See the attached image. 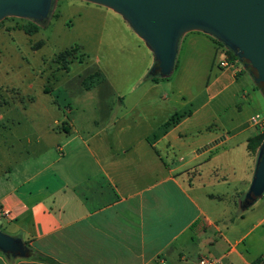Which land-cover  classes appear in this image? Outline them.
<instances>
[{
    "label": "crops",
    "instance_id": "0c3cea01",
    "mask_svg": "<svg viewBox=\"0 0 264 264\" xmlns=\"http://www.w3.org/2000/svg\"><path fill=\"white\" fill-rule=\"evenodd\" d=\"M87 3L99 15L86 20L99 28L93 45L109 63L106 71L99 66V82L58 81L54 66L51 84H33L35 74L22 69L16 76L24 85H0L4 227L61 264H187L201 256L264 264V194L244 210L238 204L254 167L246 140L258 130L249 120L264 106L252 80L231 61L203 87L165 91L145 79L154 59L143 41L117 13ZM0 30L26 34L13 23ZM193 32L180 39L201 44L212 71L217 49ZM197 97L187 116L152 136ZM214 113L227 116L224 132L209 130ZM225 147L246 159L236 184L215 163ZM0 264L47 263L0 252Z\"/></svg>",
    "mask_w": 264,
    "mask_h": 264
},
{
    "label": "rangeland",
    "instance_id": "374dc122",
    "mask_svg": "<svg viewBox=\"0 0 264 264\" xmlns=\"http://www.w3.org/2000/svg\"><path fill=\"white\" fill-rule=\"evenodd\" d=\"M94 9V6H89L87 2L82 0H51V6L47 18L41 21L36 22L17 17H6L2 19L0 21V27L4 24L10 23H13L14 26L21 27V25L28 20L37 25V31L31 35L27 36L25 34V36H23L22 32L15 31L11 33L0 30V64L3 66L0 67V85H24L26 81H24L23 78H20L19 80L16 76L18 71H21L22 69L35 74L32 81L33 84L41 81L44 82L45 80H47V83L51 84L52 81L49 75V69L52 68V70H54V66L58 68V70L53 71L52 75L57 77L58 81H63L68 78L67 81L70 83L77 80L84 85L99 82L101 79L98 72L99 66L100 69L104 68L106 71L109 63L108 60L101 59L100 49L96 50L93 45L95 37L99 36L97 31L99 28L89 29L90 24L86 21L87 18H96L99 20V15L95 14ZM105 24L107 27L108 23ZM193 33L201 32L197 31ZM19 36H23L26 40H21ZM10 37H13L14 40L18 42L17 47H12V42L9 43V45H6V42L10 41ZM208 37L213 41L215 49H217V51L215 50V63H213L214 69L212 68L213 70L210 71L209 61H206L201 50H199L203 48L201 44L197 43L189 47L181 41L182 38H179L173 68L168 75L159 77L156 80V82L164 86L165 91L171 90L176 86L190 87L193 90L199 85L203 87L205 86L207 79L209 81L212 80L213 71L215 69L223 68L217 65L219 59H226L228 64H232L231 60H228L223 54V50H227V48L212 36L208 35ZM63 50L68 52L65 56V61H58L56 54ZM7 52L10 55V58L5 61L4 55ZM95 56L98 58V61H95ZM69 61L72 62L69 64L66 74L61 69H63V66L66 67V64ZM234 61L238 66L243 68L239 61L236 59ZM79 71H81V75H79V77H74L75 73H78ZM244 74L252 80L255 86L252 77L246 69H244ZM255 88L264 101L262 92L256 86ZM209 90L210 86H208L207 92ZM217 90L218 88L216 87L212 91L211 101L213 105L216 104V99L220 96L218 93H215ZM202 98L197 97L187 108L191 109V107L201 101ZM262 110H264V106ZM262 110L255 114L262 117ZM177 112L179 115L182 110ZM215 114L216 113L212 116L209 130L213 133L224 132L230 126L223 121V118H226L227 116L223 114V117L220 115L216 117ZM257 130L260 131L259 129ZM223 149L226 150L227 147ZM249 155L253 160L254 166L255 154L249 153ZM215 163H218L221 166L223 173H227L228 175V173L231 172L228 175V180L235 184L236 181L238 182L241 179L247 167L246 159L243 154H241L238 149L234 148L224 152L223 150H220ZM246 189L247 187L244 188L243 194ZM227 190H231V188L228 187ZM257 199H259V197ZM238 204H240V202ZM246 208H243L242 210ZM0 231L10 237L17 238L7 227H4L2 221H0Z\"/></svg>",
    "mask_w": 264,
    "mask_h": 264
},
{
    "label": "water",
    "instance_id": "95a60500",
    "mask_svg": "<svg viewBox=\"0 0 264 264\" xmlns=\"http://www.w3.org/2000/svg\"><path fill=\"white\" fill-rule=\"evenodd\" d=\"M117 13L153 55L150 71L160 77L173 68L177 42L189 31L212 36L233 52L264 94V0H82ZM51 0H0V20L6 17L41 21ZM264 193V144L258 151L251 180L240 208ZM0 252L27 257L18 238L0 231Z\"/></svg>",
    "mask_w": 264,
    "mask_h": 264
},
{
    "label": "trees",
    "instance_id": "16d2710c",
    "mask_svg": "<svg viewBox=\"0 0 264 264\" xmlns=\"http://www.w3.org/2000/svg\"><path fill=\"white\" fill-rule=\"evenodd\" d=\"M20 28L23 30L24 33H26L28 35L33 34V33H35L37 31V25L32 23V22H30V21H28V20L24 24H22ZM67 53L68 52L66 50H63V51L57 53L56 54L57 60L58 61H62V62L65 61V56L67 55ZM225 53H226V57H227L228 60L234 61L236 59L237 61H239L237 59V57L233 54V52L230 51L229 49H227L225 51ZM154 64H155V62L153 63V65ZM153 65L151 67H153ZM242 66L245 69V66L243 64H242ZM151 67L147 70V72L145 74V79H148L150 81L156 82L157 78H159L160 76H158L154 72H151L150 71ZM65 68L66 67L63 66V69H65ZM255 86L257 88H259V90L261 91L260 87L256 83H255ZM263 96H264V94H263ZM190 111L191 110L189 108H187L186 110H182V112L179 115L177 114L178 112L173 113L162 124V126L157 130L156 134H153L152 136L156 137V135H158V133H162L163 131L167 130L168 128H170L171 126L176 124L182 117L187 116L190 113ZM263 144H264V126H263V128L260 131L256 132L253 136L247 138V140H246V150H247L248 153L255 154V160H256L257 159V155H258V151L262 147ZM26 247H27V249L29 251V254L27 256L28 259L38 260V261H41V262H44V263H47V264H61V263L55 261L54 259H52L49 256H46V255H44L42 253H39V252L33 250L32 248H30L28 246H26Z\"/></svg>",
    "mask_w": 264,
    "mask_h": 264
},
{
    "label": "built area",
    "instance_id": "2783aa9c",
    "mask_svg": "<svg viewBox=\"0 0 264 264\" xmlns=\"http://www.w3.org/2000/svg\"><path fill=\"white\" fill-rule=\"evenodd\" d=\"M225 51H226V49L223 50V54L226 56ZM217 65L219 67H227L230 64H228V62L226 61V59H219L217 61ZM249 121H250V124L251 125H253L254 127H256V129L261 130L263 128V126H264V115L262 117H259L257 114H254L250 118ZM187 264H226V263L222 262L218 258H212V257H209V256H201L196 261L189 262Z\"/></svg>",
    "mask_w": 264,
    "mask_h": 264
}]
</instances>
